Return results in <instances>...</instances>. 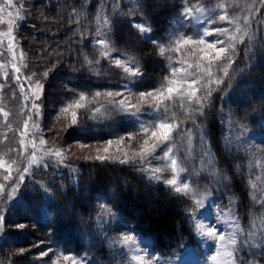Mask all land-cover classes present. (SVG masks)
Masks as SVG:
<instances>
[{"label":"trees","instance_id":"obj_1","mask_svg":"<svg viewBox=\"0 0 264 264\" xmlns=\"http://www.w3.org/2000/svg\"><path fill=\"white\" fill-rule=\"evenodd\" d=\"M192 4L202 6L204 11L199 13L212 23H226L219 19L221 15L236 21L230 24L229 34L242 35L243 32H236L239 27L255 36L250 59L246 58L245 38L244 43L236 42L231 53L232 66H228L227 60L213 64L212 77L194 70L202 80L196 87L207 86L197 92V97L203 99L211 90L202 111H196L198 105L189 103L187 98L178 97L167 101L166 110L163 109L174 125H179L173 141L186 168L191 166L195 170L194 163L204 158V150L214 156L221 173L223 189H219L236 199V213L242 228L240 240H243L255 236L263 206L252 198L248 160L238 148L225 142L224 128L226 118L255 131L262 128L264 4L260 0H199V3L192 0ZM29 6L26 20L31 27H22L27 31L26 37L30 36L26 42L28 48L36 57L44 53L51 58L57 56L55 60L59 64L47 85V91L53 96L50 101L53 107L67 97L65 85L81 91H108L123 84L122 72L92 48L94 19L100 13L111 23L113 45L140 60L142 74L133 83L136 90L160 89L171 75L169 61L174 63V68L180 63L176 52L168 60L157 45L144 39L131 24L139 15L148 23L151 33L169 35L174 22L181 18L183 0H48L41 6L35 2ZM245 18L249 21L248 27L244 26ZM46 61L42 63L51 62ZM222 69L228 72L227 76ZM215 79H222L223 83L218 86ZM57 113L65 126L64 138L74 141H103L134 130L133 122L116 112L94 120L85 115L87 111L83 108L75 128L68 126L67 115ZM61 123L58 126L63 128ZM65 154L73 164L71 169L60 172L35 169L32 175L36 179H27L20 195L7 206L3 221L5 233L0 239V264H42L41 253L53 247L83 252L97 264H116L118 253L102 229L104 208L147 236L151 248L159 255L179 248L181 243L194 241L189 212L193 204L188 196L148 178L138 165L97 158L72 159L73 154L66 149ZM203 179L205 175L199 174L193 180L197 186L203 185ZM210 191L215 192L213 185ZM252 240H247L249 246L240 261H245L251 250H255ZM20 249L25 251L21 253Z\"/></svg>","mask_w":264,"mask_h":264},{"label":"rangeland","instance_id":"obj_2","mask_svg":"<svg viewBox=\"0 0 264 264\" xmlns=\"http://www.w3.org/2000/svg\"><path fill=\"white\" fill-rule=\"evenodd\" d=\"M47 1L13 0V3L9 5L7 0H0V215H5L9 203L20 195L26 180L36 179L32 175L35 169L55 172L71 169L73 164L65 158V149L71 151L73 155L70 158L72 159L78 157L91 161L90 159H99V156H106V160L113 162L127 159L126 164L138 165L145 171L147 177L154 181L163 182L177 176L186 177L185 182L190 186L187 196L193 204L189 212L193 221L195 239L181 243L179 248L169 253L159 255L151 248L147 236L138 233L129 221L116 216L109 208H104L101 215L102 229L108 236L109 243L118 253L115 259L116 264H264V242H262L264 241V235H262L264 234V121L262 128L255 131L230 118L225 120V142L235 146L246 156L252 197L254 196L263 206L259 228L254 231L255 236L240 240L242 228L236 213V199L230 193L223 194L224 191L220 190L223 189L220 183L221 173L216 168L213 155L204 150V158L194 163L195 170L191 166L186 168L181 163L177 172L172 173L171 159L181 161L172 138L168 143L173 151L168 153L167 159L164 158L166 149L164 151L157 149L144 159L138 156L135 159L132 158L134 153L140 152L144 143L146 138L144 128H149L148 136L150 137L151 129L156 123L166 121L174 125V122L163 112L165 106L156 108L152 97L142 101L139 96L141 92L159 91L161 88L136 90L133 83L141 75L131 77L124 72L123 67L118 68L115 65L117 59L121 60L125 67H131L135 62V67L141 70L139 59L113 45L110 39L111 23L105 14L100 13V16L94 19L92 48L99 57L105 58L109 65L116 66L122 72L121 82L123 84L119 88H114L115 90L81 91L74 89V93L69 91L73 88L67 87V97H63L64 101L62 100L59 106L53 107L54 104L50 102L53 96L47 91V85L54 68L59 65L55 60L57 56L51 58L45 53L42 56L40 54L37 57L33 56L34 53L32 54L26 43L30 36L26 37L27 31L22 29L24 26L31 27L26 20L31 7L29 4L35 2L41 6ZM18 15L23 19H18ZM133 21L136 23L143 21L145 26H149L139 15ZM224 21H226L224 24L212 23L206 15L194 12L191 17L180 18L174 22L169 35H154L150 31L142 37L151 42L155 40L160 52L162 45L165 49L163 55L171 60L173 51L169 49L176 47L174 42L176 37L186 35L193 40H198L204 31L219 27L227 29V35L217 33L205 39L208 42H215L217 39L227 41L228 36H231L229 34L231 23L228 19ZM97 40H105L106 43L99 44ZM24 43L26 47L23 46ZM204 47L203 44L180 45L181 51H174L179 55L177 61H180L179 64L177 62L178 65L175 68L184 69V71L177 72L175 76H173L174 63L169 61L171 65L169 79L176 80L173 85L175 88L183 87L185 97L191 92L190 81L197 77L196 72L200 73L208 67L206 60L201 61V69L195 67L202 55L200 49ZM105 52L108 53L107 56L103 55ZM42 60L51 62L45 65ZM185 79L189 81V84H182ZM201 81L200 79L199 85ZM37 82L42 85V88L36 86ZM98 92L101 94L99 97L96 96ZM109 92L114 95L108 96ZM115 93H120V95H115ZM80 94L84 95L82 101L79 100ZM122 100L136 105L140 110L137 112L132 109L131 112H125L120 108ZM77 102L83 107H77ZM35 105L39 107L36 108ZM66 108L68 111L65 112ZM83 108L87 111L85 115L94 120L104 119L115 112L126 116L133 122L134 130L103 141L85 142L64 138L65 126L61 123L62 120L57 112L67 115L68 126L75 128L78 126L79 115L82 114ZM133 112L135 114H132ZM73 119L76 120L75 124H73ZM60 123L63 128L58 126ZM109 141L112 143L109 144ZM151 142L149 139V143ZM105 148L108 149L107 153L104 152ZM56 152L61 155H55ZM26 168L27 172H25ZM154 169H164L159 174L160 180L151 175ZM181 169H185L186 172ZM199 174L205 175V179L202 180L203 185L196 186V179H193ZM211 185L214 186L215 192L210 191ZM176 186L182 187L179 182ZM198 225L204 227L200 228ZM212 225H216L226 234L223 246L219 243L213 246L210 238L204 235V232ZM4 233L5 227L2 222L0 223V239ZM233 234H235L233 238L237 241L236 245L229 243L228 237ZM125 235H132L135 244L124 243ZM251 238L253 240L250 242L255 250H251L245 261H240L244 250L249 246L247 240ZM258 248L260 249L257 251ZM45 253L47 255L42 256V264H72L73 260L76 264H97L85 253L75 250L53 247ZM228 253L234 255L230 256ZM137 255L142 259L136 260ZM64 256H68L69 259L65 260ZM212 256H216L215 261L211 259Z\"/></svg>","mask_w":264,"mask_h":264},{"label":"snow or ice","instance_id":"obj_3","mask_svg":"<svg viewBox=\"0 0 264 264\" xmlns=\"http://www.w3.org/2000/svg\"><path fill=\"white\" fill-rule=\"evenodd\" d=\"M197 2L199 3V0H197ZM261 4H264V0H260ZM7 3L9 5H11L13 3V0H7ZM204 11L203 7H197L196 5L192 4V0H183V7L181 10V18H185V17H191L193 15L194 12L199 13ZM18 19H23V17L19 16L17 17ZM197 19H199V17H197ZM219 19L221 21L223 20H227L228 17L227 15H221L219 17ZM229 23H236V21L233 20H229ZM244 26L248 27L249 26V21L247 18L244 19ZM131 27L134 28L135 30H137L141 35H145L147 33H149L151 31L150 26H145V23L143 21H141V23H136L135 21L132 22ZM228 30L225 28H213L211 30H206L204 31V33L200 36V38L198 40H193L190 37H187L185 35V37H176L175 38V44L176 47L169 49L172 51H181L180 45H191V44H203L205 45L204 48L200 49V52L202 53V55L199 57V60L197 61V63L195 64V67L197 69H201V61L206 60L208 67L203 69V72L208 76V77H212V73H211V66L217 62L220 61H224L227 60L228 66H232V64L234 63L232 57H231V53H233L235 51L236 48V42L237 40H239V42L244 43L245 42V38H247V43H248V47L246 48V58L250 59V55L253 53V49H254V43L253 41L255 40V36L254 35H250L249 32L247 31H243L241 28H237L236 32L240 33L243 32L242 35L237 36V35H231L228 36L227 41H221V40H215V42H208L205 38L206 37H210L213 36L214 34H224L227 35ZM264 38V37H262ZM97 43L99 44H105L106 41L105 40H97ZM152 43L154 45H156V41L153 40ZM217 45H220L219 47ZM161 54H163V52L165 51L164 47L161 45ZM210 50V51H209ZM103 55L107 56L108 53L105 52L103 53ZM115 65L120 68L123 67L124 68V72L128 75H130L131 77H136L142 74V71L135 67V62H133V66L131 67H125L124 64L122 63L121 60L117 59L115 60ZM191 67V66H189ZM16 71L18 72L19 69L17 68ZM180 71H184V69H176L173 68V76L176 75L177 72ZM224 71V75L227 76L228 72L226 70ZM189 75H191V73H189ZM200 82V77H194L191 81H190V87H191V92L189 94H187V96L185 97V93H184V89L183 87L181 88H175L173 85L176 83V80L174 79H168L166 78V83L163 84L161 86V89L159 91H149V92H141L139 93V96L141 98L142 101H146L147 98L152 97L155 100V107L156 108H160L161 106H165V110H166V102L169 100H174V98L178 97L180 99H184L187 98L189 103H194L196 105H198V107L195 109L196 111H202V106L205 103L207 97L211 96V90L207 91V95L201 99L197 97V92L203 90L204 88H206V85L200 86V87H196L197 85H199ZM214 83L216 85H220L221 83H223L222 79H215ZM182 84H189V81L187 79H185L184 81H182ZM37 87L42 88V85L39 84V82H37ZM65 87L67 88V85H65ZM69 91H72L74 93V89H69ZM101 94L98 92L96 93V96L99 97ZM108 96H113L114 94L109 92L107 94ZM115 95H120V93H115ZM36 99H39V97H36ZM79 100L82 101L84 100V95L80 94L79 96ZM77 107H83L82 104H80L79 102H77L76 104ZM36 108L39 107V105H35ZM120 108L123 109L125 112H131L132 109H135L137 112L140 110L139 108L136 107V105H132L127 103L126 101H120ZM117 111H119L120 109H116ZM64 111H68V109H64ZM132 114H135L134 112ZM73 116H75V113H73ZM76 123V120L73 119V124ZM179 125H173V123H169L166 121H161L155 124L154 128L151 129L150 132V137L148 136L149 134V128H144L143 132L145 134V140L144 143L141 147V150L139 153H134L133 154V159H135L137 156L140 157L141 159H144L148 156H150L152 153L156 152L157 149L164 151L165 149L167 151H165V159L168 158V153L173 151V148L169 146V141L173 138V133L178 129ZM129 139H131V137H129ZM149 139H151V143H149ZM41 143H43V141H41ZM109 144H111L112 142L109 141ZM104 152L107 153L108 149L105 148ZM55 155H61L59 152L54 153ZM126 155V154H125ZM205 156H207V153H205ZM99 159L103 160L106 159V156H99ZM113 159H115V157H113ZM186 160V158H185ZM35 162V161H34ZM128 160L125 159L124 161H121V163H127ZM184 160L178 161L177 159L173 158L171 159V171L172 173H176L179 164L184 163ZM28 169H25V172H27ZM164 169H154L152 170L151 175L157 179L160 180L161 176L159 175L161 172H163ZM181 171L186 172L185 169H181ZM225 179H227V177H224ZM186 177L184 176H177L176 178H172V179H168L163 181V183H165L166 185L170 186V188L177 194L182 195V196H187L188 192L190 191V186L187 182H185ZM180 183L182 185V187H177V183ZM45 191H47V189H45ZM253 200H255V197H252ZM5 216L4 215H0V223H2L5 220ZM18 228H23L24 225H17ZM198 227L203 228V225H198ZM204 235L207 238H210V240L213 243V246H215V244L219 243L221 244V246H223V241L225 239L226 234L221 231L216 225H212L209 226L207 231L204 232ZM235 234H233L232 236H229V243L236 245L237 241L236 239H234ZM264 235V234H262ZM123 242L126 244H135V239L132 235H125L123 237ZM247 242V241H246ZM264 242V241H262ZM25 249H20V252H24ZM41 255H47V253H41ZM228 255H234L233 253H228ZM65 260H68L69 257L68 256H64ZM136 260H141L142 258L137 255L135 257ZM211 259L213 261L216 260V256H212ZM72 264H76V261L73 260Z\"/></svg>","mask_w":264,"mask_h":264}]
</instances>
